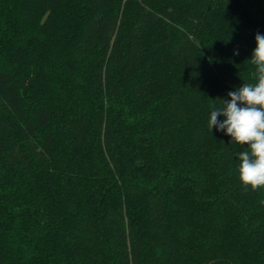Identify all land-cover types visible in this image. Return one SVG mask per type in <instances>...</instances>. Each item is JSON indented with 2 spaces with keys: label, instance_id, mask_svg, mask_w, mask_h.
<instances>
[{
  "label": "trees",
  "instance_id": "16d2710c",
  "mask_svg": "<svg viewBox=\"0 0 264 264\" xmlns=\"http://www.w3.org/2000/svg\"><path fill=\"white\" fill-rule=\"evenodd\" d=\"M257 33L264 0H0V264H264L208 128Z\"/></svg>",
  "mask_w": 264,
  "mask_h": 264
},
{
  "label": "clouds",
  "instance_id": "9594fccd",
  "mask_svg": "<svg viewBox=\"0 0 264 264\" xmlns=\"http://www.w3.org/2000/svg\"><path fill=\"white\" fill-rule=\"evenodd\" d=\"M255 40L257 47L250 61L257 66L258 82L243 83L236 91L228 92L230 100L220 99L221 106L213 105L208 119L211 132L215 127L232 137L230 143L247 145V150L237 154L241 161L239 173L242 183L253 190L264 188V35L257 33ZM219 116L226 119L220 121Z\"/></svg>",
  "mask_w": 264,
  "mask_h": 264
}]
</instances>
